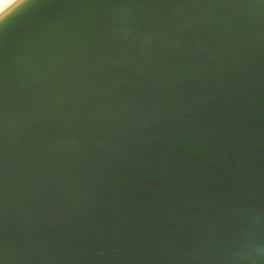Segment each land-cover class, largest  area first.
I'll list each match as a JSON object with an SVG mask.
<instances>
[{"label": "water", "instance_id": "95a60500", "mask_svg": "<svg viewBox=\"0 0 264 264\" xmlns=\"http://www.w3.org/2000/svg\"><path fill=\"white\" fill-rule=\"evenodd\" d=\"M0 264H264V0L12 6Z\"/></svg>", "mask_w": 264, "mask_h": 264}, {"label": "clouds", "instance_id": "9594fccd", "mask_svg": "<svg viewBox=\"0 0 264 264\" xmlns=\"http://www.w3.org/2000/svg\"><path fill=\"white\" fill-rule=\"evenodd\" d=\"M17 2L18 0H3V2H0V13L10 9L11 5H14Z\"/></svg>", "mask_w": 264, "mask_h": 264}, {"label": "snow or ice", "instance_id": "6c2138e0", "mask_svg": "<svg viewBox=\"0 0 264 264\" xmlns=\"http://www.w3.org/2000/svg\"><path fill=\"white\" fill-rule=\"evenodd\" d=\"M0 2H3V0H0ZM20 2H21V0H18V2L15 3L14 5H11V7L15 6V5H19ZM11 7H10V9H7L4 12L0 13V18H3L6 14L10 13Z\"/></svg>", "mask_w": 264, "mask_h": 264}]
</instances>
